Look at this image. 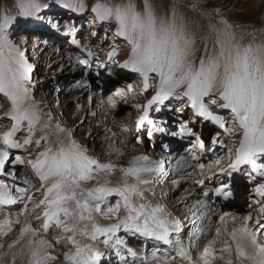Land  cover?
I'll return each mask as SVG.
<instances>
[{
    "label": "snow or ice",
    "instance_id": "obj_1",
    "mask_svg": "<svg viewBox=\"0 0 264 264\" xmlns=\"http://www.w3.org/2000/svg\"><path fill=\"white\" fill-rule=\"evenodd\" d=\"M53 4L79 14L91 12L94 22L114 25V35L130 47L127 59L119 67L142 77L145 89L149 87L150 76L159 78L156 94L145 105H135L137 110L142 107V115L137 120L138 130L147 122L153 125V130L163 132L164 128L156 126L149 118V111L159 112L161 106H169L166 101L174 100L180 106L173 111L191 112L181 121L179 134L194 138L190 141L193 149L204 151L206 148L204 140L194 130L201 122H211L229 135L242 133L238 146L227 149L230 160L227 168H219L220 157L211 164L200 163L198 166L201 170L207 167L211 173L208 179L227 177L214 190L215 195L224 200L232 195L234 173H241L250 182H255L254 191L261 198L255 201L261 214L260 220L256 221L258 227L249 226L252 217L248 216L238 229L232 230L231 238L235 242L239 264H264V241L260 239L264 235V223H261L264 220V42L243 43L232 25L221 18L219 26H208V35L202 37L204 54L197 62L196 41L185 18L175 8L170 13L167 10L161 13L154 0H93L91 4L86 0H13L10 10L0 12V127L5 120L11 124L7 130L0 131V176H9L14 181L16 166L23 165L39 179L43 195L33 209L37 213L35 224L39 227L26 219L19 229V236L8 244L9 249L20 246L18 252H12L11 264H16L17 256L27 257L26 264H53L59 257L52 255L50 250L65 244L70 246V250L63 253L66 264H101L102 253L89 241L105 237L102 243L106 246L124 245V240L117 236L121 229L171 243L169 221L160 215L163 209L159 205L135 203L137 197L141 201L144 199L140 186L151 183L142 179L141 173L163 172L164 162L149 167L140 163L148 161V156L137 157L129 167L120 169L123 176L117 186H112L111 180L105 178L88 187L100 172L110 174L115 166L102 164L90 156L87 149L76 142L72 131L54 124L53 117L42 110L35 98L34 65L27 55V38L19 36L17 28L21 20H32L47 23L56 31L66 27V34L72 33L71 27L62 26L55 17L46 19L43 13ZM197 7L198 3H193L192 8ZM71 43L82 48L88 57L95 55L75 38ZM118 47L108 53L109 61L117 55ZM79 63L87 66L89 61L80 59ZM126 88L129 92L133 90L131 84ZM123 92V89H117L114 97H121ZM109 99L114 106L115 100ZM221 111H225L227 117L221 115ZM153 130L148 131L149 137ZM66 132L67 137L63 135ZM212 143L220 141L213 139ZM33 147L37 149L35 154L31 152ZM12 150L27 152L29 157ZM192 158L200 159L195 155ZM214 168H219V172L213 171ZM129 179L135 183H129ZM23 183L27 185L29 181L25 179ZM198 183L204 184V180ZM113 196L121 198L126 212L123 217L120 216V202L108 205V198ZM34 199V194L29 195L26 187L10 186L0 179V206L20 203L24 206L22 214L27 215L28 202ZM102 205L106 206V211ZM201 207L207 205L202 203ZM94 213H100L106 220L115 218V222L101 226ZM13 223L20 225L21 220L19 217L14 221L6 218L0 222V233L11 232ZM53 228L60 234L49 239ZM128 251L135 256L131 249ZM176 251L180 257L191 259L179 240ZM221 251L231 252V246ZM201 258L203 264H211L215 259L211 244L203 249ZM152 259L160 264L157 257ZM142 264L146 262L142 261ZM227 264H233V260L229 259Z\"/></svg>",
    "mask_w": 264,
    "mask_h": 264
},
{
    "label": "bare ground",
    "instance_id": "obj_2",
    "mask_svg": "<svg viewBox=\"0 0 264 264\" xmlns=\"http://www.w3.org/2000/svg\"><path fill=\"white\" fill-rule=\"evenodd\" d=\"M221 18L227 20L234 30V26L228 18ZM59 49V47H54L50 51H54L53 53L56 54ZM67 55L66 58H68V60L74 59L73 56H70L71 54L68 53ZM71 64V62L64 63V66H70ZM88 69L93 74L95 72H102V69L99 67L97 68L95 63H91V61L88 64ZM126 71L130 72L120 67L117 69H110L107 78L110 79V83L113 84V86L117 85L115 86V90H124L120 85L124 81H122L121 78H117V76H121L124 73L126 74ZM78 73L72 75L70 80L79 79ZM134 76L128 78L133 79L131 83L133 90L130 92L127 91L128 95L123 92V95L117 98L114 97L112 91L107 92V90H104V81L100 79L97 81L89 80L88 82L91 84L95 82L101 84V89L104 91L101 92L100 95H95L91 105L88 100L84 99V94L87 89L82 88L80 85H70L69 81L66 82V90H61V93L58 95L50 92L51 88H48V90L46 88L38 90V96L35 97L40 103L42 110L49 113L53 118H56V121H53V123L71 130L76 142L86 148L90 156L95 157L96 160L102 164H113L115 166L114 171L110 174L100 172L97 179L94 180V184L92 181L87 185L88 187L94 186L97 180L103 182L105 178L111 180L112 186H117L123 176L120 169L129 167L132 161L137 157L148 156V161H140V163L146 164L149 167H154L160 161L164 162L163 172L141 173V178L150 180L151 183L140 186V190L145 194L144 199L141 201L137 197L135 203H146L153 207L159 205L163 209L160 215L169 221L171 232L169 240L171 243H164L156 239L152 240V238H150L152 241L144 240L138 237V233L135 234H138L137 238H132L131 236L134 235L132 232H126L121 229L117 233V236L125 240L124 244L135 253V256L125 249L126 245H118L116 247L106 246L102 243L105 237H99L97 241L89 242L93 243L96 249L97 245L100 247L98 251L102 253L101 264H125V261L126 264H142V261H145L146 264H157V260L152 259L153 256L159 259L160 264H168L163 261L164 258L169 259V264H200L198 262L192 263L188 261V259L178 255L175 250V243L177 240L183 244L186 242L187 248L190 247L194 250L203 241H206L207 244H211L217 255V258L215 261H211V264H227L229 259L233 260V264H239V261L236 260L235 242L231 238V232L233 229H238L248 216L252 217L249 221V226L253 229L258 227L256 221L260 220L261 214L255 206L253 207L251 205L252 200L246 198V195L252 197L258 195L255 191L251 193L246 192L249 191L246 190V186L250 185L249 181L241 173H234L231 187L232 195L227 200V203H221V201H224V198L217 197L214 190L220 186L222 180H226L227 178L208 179V175L211 173L208 171L207 167L201 170L198 166L200 163L205 165L211 164L217 159H214L213 155L210 154L211 149L215 147L212 145L213 139L220 141V143L224 140L223 144L227 143L229 140L222 135L213 136L210 133L212 131L210 130L209 122L205 121L195 125V127L197 128L202 124L203 134L201 138L204 140L206 148L204 151H201L199 148L193 149L190 143L191 137H182L178 133L175 136L171 135L170 128L156 120V111L154 110L149 111V118L153 121H157L155 125L164 128V131L159 132L153 130V126H150L147 122H145L143 128L138 130V117L136 115L135 118H133V114L136 113V109L133 106L139 102L140 97L143 98L142 96H146V94L148 97L151 88L145 92L143 78L138 76L139 79ZM91 88H94V86ZM138 91H141L142 94L145 95L141 96L140 94L139 96L137 95L135 100L131 99V95H135ZM67 94H71L70 98H67ZM110 97L115 100L114 106L110 102ZM40 99H43L45 102L40 101ZM124 103H127V106ZM161 111L165 113V109H161ZM159 114V116H166L167 113L161 114L160 112ZM169 116H171V114ZM166 119V121L170 122V126L172 127L171 120L168 119V117H166ZM178 120L180 122V118H178ZM179 124H181V122ZM149 130H153L151 137L153 138L152 143L154 149L153 151L150 150L145 152L143 146L134 140L135 136L133 135L139 134L143 138L149 137ZM65 135V137H67V134ZM182 138H185L188 144L181 145L174 149L166 147V144L178 145L183 142ZM220 143L216 144L218 145ZM185 149H187V151L183 153L179 152V150L184 151ZM219 150L223 149L219 148ZM219 150L216 154L222 153V151L220 153ZM188 154L199 156L200 159L193 160L190 157H185L186 155L188 156ZM225 155L220 157L219 167L227 164L226 158L228 154L226 153ZM192 167H194V169H199V171L193 173V171H190ZM215 169L216 171L218 170L214 168L213 171H215ZM22 170L27 173H19L18 175H24V177L18 176L20 182H12V185L15 184L24 187L25 184L23 182L25 179L31 183L37 178L31 170H26L24 167ZM196 173L198 177L196 176V181H193ZM110 177L113 179H110ZM200 180H204V184H199L198 181ZM40 183L38 179L37 182L31 184V186L38 185L37 187L32 186L31 190L33 192L32 195L34 194L39 200L42 199L41 197L43 196L40 195L42 193ZM129 183H135V181L129 179ZM195 188L197 191L194 193L193 190H195ZM205 192L208 193L207 196L204 195ZM110 201L113 202L111 203ZM117 202L121 204L120 213H124L125 210L120 197L115 196L108 198L109 206H114ZM28 203L30 207L31 202ZM202 203L206 204L207 207L202 208ZM18 205H21L20 207L22 208L24 207L23 204L20 203L1 206L2 209L11 210V212L9 211L11 214L8 216L10 220L14 221L19 217L21 224L16 225L13 223L12 231L7 235L0 233V245H2V247H0V254L4 251V254L0 257V264H11L12 252L19 251V245H17L16 249H9L8 244L12 243L19 236V229L23 226V220L27 219L35 224V220L30 217L32 212L29 207L27 210V217L23 214L21 215L20 210L18 213L12 212ZM102 207L104 206L102 205ZM104 210L106 211L105 207ZM205 212H207V216H205ZM6 215L7 214L0 212V218H5ZM215 216L221 217L219 222H216ZM94 217L100 224V220H106L100 213H94ZM114 219H112V222ZM261 223H264V220H261ZM35 226L39 227L38 224H35ZM217 230H219V234H217ZM48 238L52 239L50 237ZM3 239H8L9 241L5 244L1 243ZM260 239L264 241V235H261ZM126 240L129 244H127ZM131 242L134 243V248L130 247V245H132ZM143 245H145L146 248ZM229 245L231 246V252L221 251V249ZM50 251L52 255L59 257V259L53 261V264H66L63 259L64 250L60 245H56L54 249ZM121 257H123L124 260H122ZM221 257H223V259H221ZM26 261L27 257L17 256L16 264H26Z\"/></svg>",
    "mask_w": 264,
    "mask_h": 264
},
{
    "label": "rangeland",
    "instance_id": "obj_3",
    "mask_svg": "<svg viewBox=\"0 0 264 264\" xmlns=\"http://www.w3.org/2000/svg\"><path fill=\"white\" fill-rule=\"evenodd\" d=\"M86 2L88 4H91L93 0H86ZM154 3L161 13H163L165 10H167L170 13L173 10V8H175V10L185 18L189 30L194 34V39L196 41L195 59L197 60V62L200 56L204 54L203 48H204L205 40L202 39V37L208 35V26L210 24H217L219 26L218 22L221 19V17H226L230 20V22L234 26V31L237 37L243 38L242 40L243 43H248L253 40H255V42H264V0H154ZM193 3H198V7L195 10L192 8ZM12 4H13V0H0V12L10 10ZM43 14L45 15L46 19L55 17V19H57L62 26L67 25L71 27L74 31L70 34H66V32L68 31V28L66 27L62 28L61 31H56L55 29H52L49 25H47V23H42L32 20L29 21L21 20L20 25L17 28V33L19 36L27 38V45H26L27 55L29 57L30 62L34 65L32 77H33V83L35 84V88L33 89L35 97L38 96L37 93L38 90H42L46 88L47 90L48 88H51L50 92H53V94L58 95L59 93H61V90L64 91L66 90L67 87L65 85L66 82L69 81L70 85H80L82 88L87 89V91L84 94L85 95L84 99L88 100L91 105L93 99L95 98V95L96 94L100 95L101 92L104 91L101 89V84H98V82L91 84L88 81L89 80L97 81L100 79L105 82L104 90H108L110 87H112L111 85L113 84H110V79L106 81V79L103 80V77L106 76L108 77L110 69L119 68V65L125 59H127V56L130 52V47L127 45L126 41L114 35L115 32L114 25L109 26L107 24H101L98 21L94 22V14H92L91 12L79 14L64 9L58 4H53L52 7L50 9H46ZM73 38L78 40L82 45V47L91 49L92 52L95 53V55L93 57H88L86 52H84L82 48H77L75 44L71 43ZM208 43H209V50H211V42L209 41ZM117 46H119L117 55L113 58L112 61H109L108 53L111 52L112 49ZM54 47L60 48L58 52H56V54L53 53L54 51H50ZM68 53L71 54L70 56H73L74 59L68 60V58H66L68 56L67 55ZM80 59H87L89 63L90 61L91 63L94 62L97 68L99 67L102 69V72L101 73L95 72L94 74L91 73L90 70L88 69V65L85 66L79 63ZM70 62L72 63L70 66H64V63H70ZM102 65H108V67L105 68L102 67ZM75 73H78L79 79L70 80V77ZM134 75L137 78L140 77L136 73L127 72L126 74L124 73L121 76L118 75L117 78H121V80L124 81L126 80V78L128 79L129 77ZM158 85H159V78L157 77L153 79L150 76L149 87L145 89V92L150 88H151V92L148 95V97L146 94V96L140 98L139 101L141 102L140 104L141 106L145 105L147 101L151 99L153 95L156 94ZM93 86L94 88H91ZM66 96L67 98H70L71 94H67ZM40 101L45 102L43 99H40ZM140 102H138L137 104H139ZM165 103L168 104L169 106L168 107L161 106V109L162 110L165 109V113H167L166 116H159L160 112L161 114H165L163 111H159L156 112L155 118L157 121H160L161 123L167 125V127L170 128L171 133L174 131L179 134V130L181 126V124L179 123L182 120H186L188 116L191 115V112L190 110H186V114H181L173 111L172 109L180 106V103L178 101L173 100L171 101V103L166 101ZM124 104H126L127 106V103ZM5 107H7V105ZM135 112H137L138 115H142V107L141 110L139 111L136 108ZM170 114L173 118L169 116ZM220 114L225 115L227 117V113L225 111H221ZM135 116L136 113L133 114V118H135ZM166 117H168V119L171 120L172 127L170 126V122L166 121L167 120ZM178 118H180V122ZM53 121H56V118H53ZM157 121H154V123ZM10 126H11L10 122L5 120L3 122V127H0V131L7 130ZM209 127L210 130L212 131L210 133L213 136H216L217 133H219V135H222L229 140L225 144H223L224 140L221 141L219 147L216 148L217 151L214 152L213 155H215L218 152L219 148L223 149V150H219V152L221 153L222 151V153L216 154L215 157L213 156L214 159L217 157H222V154L225 155L227 153L228 147H231L230 144L238 146V141L241 138L242 133L237 132L235 135H229L228 133L223 132L224 131L223 129H220L218 126L212 124L211 122H209ZM194 130L196 132H198L199 130L202 136L203 134L202 124H200V126H198L197 128L195 127ZM65 134H67V132L64 133V136H66ZM133 136H135L134 140L143 146L145 152H148L150 150L153 151L154 146L152 143V139H153L152 137L147 136L143 138L139 134ZM215 145L217 144H214L213 146ZM12 151L16 152L17 154L24 155L25 157H29V153L27 152H20L19 150H12ZM36 151L37 149L35 147L31 149V152L33 154H35ZM223 166L224 165H221L219 168H222ZM23 167L24 169H26L25 166L23 165L16 166L15 168L16 178L14 181L9 176H0V179H4L7 183H9L10 186H12V182L13 183L20 182L18 176L24 177V175H18V174L27 173L24 172V170H22ZM9 168L11 169V166H9ZM219 168L217 169L219 170ZM26 170H30V169H26ZM218 170L216 171L215 169L217 173ZM196 171L199 170L196 169ZM197 173L196 175H198ZM210 175L211 174H209L208 176ZM213 178L216 179L222 177L213 176L211 179ZM110 179L113 178L110 177ZM37 181L38 179L36 178L33 182L24 185V187L28 189L29 195H32L33 193L31 190L32 186H36V187L38 186V185L31 186V184L32 183L34 184ZM40 195H42V193ZM251 197L252 196L246 195L247 199H250ZM41 198H43V196ZM37 200L39 199H37L35 196L34 201L30 203V207H29L31 209L30 211L32 212V215H30V217L33 220H35L34 218L35 215L37 214L36 212L33 211L35 203L39 202ZM110 202L112 203L113 201ZM20 206L21 205H18L16 208L13 209L12 212L18 213L20 210V213L22 215V213L24 212V207L22 208ZM104 207L106 208V206ZM9 211L11 212V210ZM9 211L7 209H2L0 206V212L7 214L5 218H0V222H3L5 221L6 218H8L9 214H11ZM125 214L126 212L120 213V216L123 217ZM24 221L25 220H23V223ZM100 221L102 226H107L108 224L115 222V219L113 220V222L112 220L111 221L100 220ZM59 234L60 232H58L57 229L53 228L50 231L48 237L53 239L55 236ZM8 241H9L8 239H3L1 243L5 244ZM60 246L63 248L64 252L70 249V246H68L67 244H65V246L64 245H60ZM2 254H4V251H2L0 257L2 256Z\"/></svg>",
    "mask_w": 264,
    "mask_h": 264
}]
</instances>
